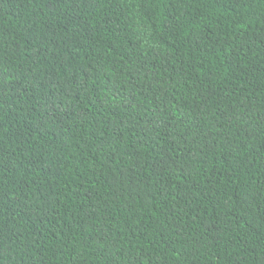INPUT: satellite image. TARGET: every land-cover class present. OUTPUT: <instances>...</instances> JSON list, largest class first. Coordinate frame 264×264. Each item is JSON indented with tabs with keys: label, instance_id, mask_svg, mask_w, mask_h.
Masks as SVG:
<instances>
[{
	"label": "trees",
	"instance_id": "16d2710c",
	"mask_svg": "<svg viewBox=\"0 0 264 264\" xmlns=\"http://www.w3.org/2000/svg\"><path fill=\"white\" fill-rule=\"evenodd\" d=\"M0 264H264V0H0Z\"/></svg>",
	"mask_w": 264,
	"mask_h": 264
}]
</instances>
